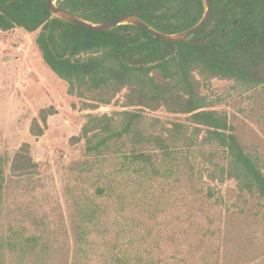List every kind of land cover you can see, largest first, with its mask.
Here are the masks:
<instances>
[{
  "label": "trees",
  "instance_id": "trees-1",
  "mask_svg": "<svg viewBox=\"0 0 264 264\" xmlns=\"http://www.w3.org/2000/svg\"><path fill=\"white\" fill-rule=\"evenodd\" d=\"M210 2L208 20L193 35L208 39L193 44L160 39L130 23L109 31L91 30L53 15L47 0H0V29L38 30L35 43L41 58L66 82L68 94L98 90L106 95L102 102L108 103L124 89V109L87 113L71 141L83 140L88 156L118 154L121 167L132 168L137 178L132 191L116 193L111 185L96 189L102 195L110 189L113 203L81 216L68 264H218L224 199L212 183L232 179L237 196L255 194L264 207V161L241 146L227 115L207 108L201 93L202 85L213 78L235 79L247 86L263 81L264 0ZM55 4L92 23L133 14L166 33L193 26L205 11L203 0H55ZM133 106L188 114L191 134L181 122L166 125L158 118H151V125L158 128L141 127V114L127 109ZM56 113L52 104L39 108L30 121V135L42 136L48 117ZM194 143L220 149L224 163L214 161L212 151L201 154ZM124 145L129 146L127 153L121 150ZM196 154L213 166L197 162ZM38 170L30 144L22 142L12 156L10 173L22 176ZM160 180L177 189L181 206L174 217L158 223L157 207L146 205L153 193L145 185L162 187ZM2 181L0 167V191ZM108 207L115 209L113 218ZM93 230L100 235L98 242L90 240ZM25 240L26 254L33 237Z\"/></svg>",
  "mask_w": 264,
  "mask_h": 264
},
{
  "label": "rangeland",
  "instance_id": "rangeland-1",
  "mask_svg": "<svg viewBox=\"0 0 264 264\" xmlns=\"http://www.w3.org/2000/svg\"><path fill=\"white\" fill-rule=\"evenodd\" d=\"M37 33L38 30L27 32L21 27L8 31L0 29V167L3 176L0 264H68L81 216L88 209L111 207L113 203L115 194L111 195L110 189L103 195L96 189L111 185L116 193L121 189L132 191L137 178L132 168L124 170L121 167L118 154L88 156L83 140L71 141V137L79 133L87 113L124 109L121 106L124 89L108 103L102 102L106 95L98 90L87 91L81 96L68 94L66 82L42 60L35 43ZM18 45H21L20 51L16 50ZM262 76L264 78V72ZM201 93L207 108L227 115L241 146L264 161V79L259 84L247 86L235 79L213 78L202 85ZM49 103L57 107V114L48 117L44 134L34 138L29 133L30 121L39 107ZM87 104L98 106L90 109ZM127 109L141 114V127L158 128L159 125H151V118H158L166 125L181 122L186 134H191L193 125L188 114L169 112L165 107L156 111L142 106ZM22 142L30 144L39 172L14 176L10 173V163ZM193 147L195 150L201 148V154L214 152L213 160L217 163L225 161L220 149L197 143ZM121 150L127 153L129 146L124 145ZM201 154H196V161L205 164ZM212 185L224 199L218 264H264L261 200L246 192L237 196L232 179L223 183L214 181ZM145 186L153 193L152 202L146 205L148 209L157 207V222L177 214L181 206L176 198L177 189L163 182L162 187L158 183ZM114 213L115 209L110 208L109 218H113ZM89 234L90 240L98 242L97 232L93 230ZM29 237L33 240H28L27 244L33 247L25 254L29 249L25 239Z\"/></svg>",
  "mask_w": 264,
  "mask_h": 264
},
{
  "label": "water",
  "instance_id": "water-1",
  "mask_svg": "<svg viewBox=\"0 0 264 264\" xmlns=\"http://www.w3.org/2000/svg\"><path fill=\"white\" fill-rule=\"evenodd\" d=\"M203 2L205 5V11H204L201 19L196 24H194L193 26H191L187 29H184L182 31H179V32H174V33H166V32H162V31H159L157 29H154L153 27L148 25L145 21H143L140 17L133 15V14L121 15L120 17H118L116 20H113V21L92 23L90 21L84 20V19L76 16L73 13H70L67 10L59 8L55 4V0H47V6H48L49 11L53 15H55L61 19H64L70 23H74V24H77V25H80L82 27H85V28H88L91 30H95V31H109L121 23H130V24L136 25V26L146 30L151 35H153L157 38H160V39L169 40V41H185V40H187L188 42L193 43V44H200V43H204L208 39V36H205L202 38H196V37H193V35L197 30H199L206 23L209 15H210V11H211L210 0H203ZM166 10H171V9L166 8ZM161 11H163V9L159 10L158 12H161Z\"/></svg>",
  "mask_w": 264,
  "mask_h": 264
},
{
  "label": "crops",
  "instance_id": "crops-1",
  "mask_svg": "<svg viewBox=\"0 0 264 264\" xmlns=\"http://www.w3.org/2000/svg\"><path fill=\"white\" fill-rule=\"evenodd\" d=\"M16 28H18V27H15V28H13V29H16ZM47 105H50V103L49 104H44L43 106H41V107H44V106H47ZM52 105H54V104H52ZM55 106V105H54ZM41 107H39V108H41ZM56 107V106H55ZM38 108V109H39ZM56 109H57V107H56ZM57 114V113H56ZM55 115V114H54ZM53 116V115H52Z\"/></svg>",
  "mask_w": 264,
  "mask_h": 264
},
{
  "label": "built area",
  "instance_id": "built-area-1",
  "mask_svg": "<svg viewBox=\"0 0 264 264\" xmlns=\"http://www.w3.org/2000/svg\"><path fill=\"white\" fill-rule=\"evenodd\" d=\"M16 50L20 51L21 50V45L16 46Z\"/></svg>",
  "mask_w": 264,
  "mask_h": 264
}]
</instances>
